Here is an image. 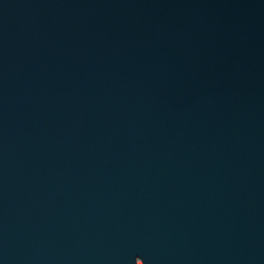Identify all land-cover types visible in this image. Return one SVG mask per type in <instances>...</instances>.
<instances>
[{
	"label": "water",
	"instance_id": "obj_1",
	"mask_svg": "<svg viewBox=\"0 0 264 264\" xmlns=\"http://www.w3.org/2000/svg\"><path fill=\"white\" fill-rule=\"evenodd\" d=\"M0 264H264V0H0Z\"/></svg>",
	"mask_w": 264,
	"mask_h": 264
}]
</instances>
